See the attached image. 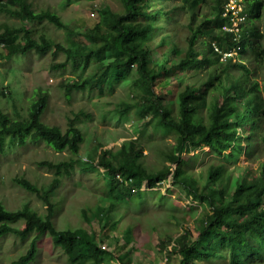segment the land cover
Wrapping results in <instances>:
<instances>
[{
  "label": "trees",
  "instance_id": "trees-1",
  "mask_svg": "<svg viewBox=\"0 0 264 264\" xmlns=\"http://www.w3.org/2000/svg\"><path fill=\"white\" fill-rule=\"evenodd\" d=\"M226 1L180 0L189 16L186 46H181L164 32V17H172L175 8L165 10L167 0H121V10L103 5L97 9V19L75 28H68L48 7L35 9L32 0H0V12L26 21L0 23V57L30 51L42 54L51 48L63 52L64 61L52 65L69 62L79 69L76 77L60 82L67 98L74 91L111 92L117 83L128 81L132 100L120 101L114 111L127 117L132 110L144 128L174 135L170 147L161 151L160 165L146 161L141 134L116 148L95 140L81 155L86 140L82 121L90 116L88 112L80 109L66 116L62 128L43 118L48 91L34 90L25 108L10 96V111L0 105V154L8 146L39 139L56 151L70 152L57 161L37 162L52 172L44 186L24 176L14 177L42 200L44 212L28 203L13 209L0 201V240L7 233L20 238L33 234L14 264L33 261L37 240L45 233L70 264H103L108 258L115 264H135V225L126 222L130 204L144 200L143 185L154 188L168 176L200 204L201 216L195 236L185 228L171 241H161L166 259L176 253L177 264H251L253 260L264 264V158L251 177L248 165L240 166L236 176L228 169V163L241 155L252 158L259 140L264 143V87L245 61L250 56L256 62L264 57L263 33L255 21L264 0H243L246 16L238 33L222 28L231 24L230 17L222 14ZM43 21L67 30V44L39 27ZM157 48H161L159 59L153 58ZM4 89L0 87L1 95ZM204 146L218 160L194 170L199 154L190 160L184 154ZM76 168L96 170L102 191L81 208L83 225L59 227L55 215L61 203L55 191L62 177ZM106 240L112 246L102 245Z\"/></svg>",
  "mask_w": 264,
  "mask_h": 264
},
{
  "label": "rangeland",
  "instance_id": "rangeland-1",
  "mask_svg": "<svg viewBox=\"0 0 264 264\" xmlns=\"http://www.w3.org/2000/svg\"><path fill=\"white\" fill-rule=\"evenodd\" d=\"M32 2L35 9L48 7L56 11L68 28H75L83 22L85 25H89L97 19V9L103 5H107L113 10L122 9L121 0H32ZM171 5H174L175 8L172 17H164V32L170 33L178 45L186 46L185 37L189 32L188 13L180 4V0H167L164 9L168 10ZM165 14L168 15V11ZM255 21L263 33L261 41L264 46V2L261 16ZM3 22L12 25L26 23L23 19L0 12V23ZM39 24V27L43 28L49 36L64 45L67 44V30L45 21ZM160 50L161 48L156 49L153 58H160ZM64 59L63 52L53 48L42 54L30 51L25 55L14 54L0 57V87H5L4 94H0V105L10 111L11 99L9 97L14 96L25 108L26 98L31 97L34 90L44 89L49 93L48 104L43 116L45 121L57 123L64 128L66 116H72L73 112L82 109L90 114L82 121L86 140L81 144L79 154L84 155L89 143H93L95 140L101 139L105 141L104 145L116 148L121 141L141 134L146 143L143 150L146 161L160 165L161 151L170 147L174 141V135L171 132L144 128L132 110L127 117L114 111V107L120 101L132 100L128 81L117 83L111 92H101L98 89L74 91L67 98L60 82L70 76L76 77L79 69H73L69 62H65L63 66L52 65L62 62ZM245 61L252 68V75L256 77L259 85L264 87V57L256 62L250 56ZM91 68L90 64L87 71ZM211 102L212 96L209 95L208 103L211 104ZM261 130L264 134V117ZM69 154L70 152L67 150H54L41 139L28 141L25 146H8L6 151L0 154V201L8 208L14 209L22 206L23 203H28L39 212H44L45 205L42 200L35 193L19 185L14 177L24 176L39 186H44L51 179L52 172L37 162L42 159L57 161ZM192 157L198 159L194 162V170L201 169L204 165L218 160L217 156L209 152L206 146L184 154L185 159L190 160ZM263 158L264 143L259 140L257 151L252 158L246 159L241 155L238 160L228 163V169L233 172L232 176H236L240 166L248 165L252 172L249 175L251 177L257 171L258 161ZM166 163L171 169L174 168L173 163L168 161ZM102 186L100 174L96 170L76 168L68 176H63L55 191V198L61 203L55 215V223L59 227L83 225L84 222L80 216L81 208L86 203H90L102 191ZM141 193L144 200L141 203L135 200L130 204L129 216L126 221L135 225L136 250L133 252V263L177 264L179 256L172 253L166 259L164 248H161V241H171L185 228H189L195 236L197 234L196 225L201 216L200 204L192 199L190 193L183 186L172 183L170 176L154 188L149 189L143 185ZM109 230L113 232L111 228ZM97 233L100 237V232L97 231ZM32 236L33 234H29L25 238H20L12 233L2 235L0 264H14L13 260L26 251ZM37 243L36 257L29 264H70L65 253L52 244L47 233L39 237ZM102 245L109 247L112 246V243L106 240ZM255 262L256 260H253L251 264H255ZM88 264L94 263L89 262ZM103 264H115V261L108 258L103 260ZM212 264H216V262L213 261Z\"/></svg>",
  "mask_w": 264,
  "mask_h": 264
},
{
  "label": "built area",
  "instance_id": "built-area-1",
  "mask_svg": "<svg viewBox=\"0 0 264 264\" xmlns=\"http://www.w3.org/2000/svg\"><path fill=\"white\" fill-rule=\"evenodd\" d=\"M244 1L243 0H227L224 3L223 15H228L231 19V24L222 26L225 30H233L239 32V23L245 19ZM233 52H225L224 55L232 54Z\"/></svg>",
  "mask_w": 264,
  "mask_h": 264
}]
</instances>
